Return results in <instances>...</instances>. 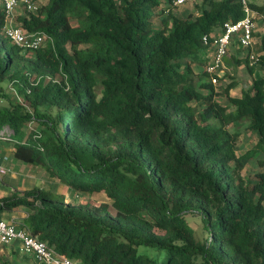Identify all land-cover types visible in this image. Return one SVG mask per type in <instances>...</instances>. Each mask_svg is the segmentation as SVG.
I'll list each match as a JSON object with an SVG mask.
<instances>
[{
  "label": "trees",
  "instance_id": "1",
  "mask_svg": "<svg viewBox=\"0 0 264 264\" xmlns=\"http://www.w3.org/2000/svg\"><path fill=\"white\" fill-rule=\"evenodd\" d=\"M171 1L20 5L16 25L46 36L37 50L5 37L0 2L9 104L0 141L56 181L106 198L72 204L49 189H15L0 195V220L23 210L19 228L81 264H264V36L255 66L250 52L235 60L251 85L233 96V78L221 92L205 81L203 39L244 18L240 0H196L165 15ZM232 46L249 49L237 37ZM244 117L255 145L239 155L228 126ZM252 159L263 168L255 179L243 174Z\"/></svg>",
  "mask_w": 264,
  "mask_h": 264
},
{
  "label": "built area",
  "instance_id": "2",
  "mask_svg": "<svg viewBox=\"0 0 264 264\" xmlns=\"http://www.w3.org/2000/svg\"><path fill=\"white\" fill-rule=\"evenodd\" d=\"M0 2L4 12L3 32L5 37L22 50L39 49L46 38L45 34L27 33L16 25V11L19 5L23 3L28 12H34L38 9L35 2L33 0H0ZM195 2L196 0H172L165 7V15L182 5ZM240 2L245 14L244 18L235 23H225L220 34L215 35L212 42L207 37L203 39L204 45L211 47L210 59L205 70L210 83L214 86H218L224 76L223 60L229 53L233 39L237 37L242 47L250 48L254 41L255 19L264 20V13L261 14L254 10L249 5V0H240ZM248 59L251 66H255L259 62L258 56L254 53H250ZM6 174L7 171L0 162V178ZM13 242L18 243L20 252L32 254L39 264H81L77 260L60 254L47 242L31 235L26 229L19 228L16 219L0 220V246H8Z\"/></svg>",
  "mask_w": 264,
  "mask_h": 264
},
{
  "label": "rangeland",
  "instance_id": "3",
  "mask_svg": "<svg viewBox=\"0 0 264 264\" xmlns=\"http://www.w3.org/2000/svg\"><path fill=\"white\" fill-rule=\"evenodd\" d=\"M47 0H42V1H35L36 6L38 7L39 5H43L46 4ZM22 9H23V3L20 4ZM19 5V7H20ZM192 13H196L197 10L196 8L191 9ZM37 9L34 11L36 12ZM184 11V10H183ZM187 11H190L187 10ZM187 15V14H186ZM158 25V21L157 23L155 22L154 25ZM230 54L233 56L235 55L232 51H230ZM229 54V53H228ZM256 54V53H254ZM223 62H226V69L225 72L228 71L226 73V76L220 81L221 85H218L217 88L221 89L220 91L222 92L223 90V86L224 83L228 80L231 79H235L236 77H231L232 74H234V76L238 75L239 79V83L242 85H245L247 83L248 76L251 79L252 76L251 74H249V72L246 71V69L244 70V68H241L236 64L233 63V61H231V59H227L225 61V59L223 60ZM257 71L260 72L261 70L257 68ZM262 73V71H261ZM209 77H205V81H208ZM195 84L196 86L199 85V80L195 79ZM240 88V87H239ZM238 88V89H239ZM237 89V90H238ZM8 90V87H7ZM240 93V92H238ZM219 100V98H218ZM8 101L5 100L4 98H0V107L3 106H8ZM228 130L231 132V134L237 138L236 140V150L237 153L239 155L247 152L248 150H250L254 145H255V137L252 134L251 128H250V123L249 120L244 117L240 120H237L235 122H233L232 124H230L228 126ZM6 157L7 159L2 161V165L4 166V168L7 171V174L4 175L3 177L0 178V189L2 191L5 190V188H8V194L9 195L11 190H15V189H25L26 186L24 185H20L19 183H15L17 181H21V180H25L28 181L29 179H33V185H36L37 188L39 189H43L42 187H45V189H49L52 190L56 193H59L63 196L64 201L66 203H72V204H96L98 202H105L106 198L103 194H93V195H88V194H84L81 193L73 188L68 187L67 185H64L58 181H56L55 179L51 178L48 171L41 165L38 164H31V163H26L22 160H19L17 158H15L12 154V152L10 151V145L8 143H5L0 141V157ZM263 170V168H261L259 166V163L257 162L256 159H252L250 161L246 162L245 165V169H243V174H245L246 176L251 177L252 179L257 178V172ZM3 180V182H2ZM46 182V185L44 184ZM9 185H14V186H9ZM5 195V194H4ZM16 212H10L7 215H5L2 220L4 221H9L10 216L15 215ZM187 220L190 224V226L196 230V232L198 233V235H202V225L201 222L199 220L198 217H194L191 215H187ZM20 258H22L23 256L20 254L19 255ZM27 256H31V254H27ZM5 258H9V257H5L4 256V260ZM13 261V260H12ZM2 262H11V261H2ZM14 263V262H13Z\"/></svg>",
  "mask_w": 264,
  "mask_h": 264
},
{
  "label": "crops",
  "instance_id": "4",
  "mask_svg": "<svg viewBox=\"0 0 264 264\" xmlns=\"http://www.w3.org/2000/svg\"><path fill=\"white\" fill-rule=\"evenodd\" d=\"M39 1H41V0H39ZM198 2L196 1L195 4L198 3ZM249 3H252V4H255V5L261 6V5L264 4V0H249ZM193 5H187L186 8L187 9H190V11H192L191 9H194L193 8L194 7ZM180 11L182 12L183 10H180ZM220 32L221 31H217L216 32L217 35L220 34ZM263 36H264V20L261 19V18H257V19H255L253 45L249 49H245V50L238 49V48H234L233 46L230 47L229 50L232 51L235 55L232 56L230 54V52H229V54L225 58V61L227 59H231V61H233V63H236L235 60H236V57L237 56H239V57L247 56L249 52L250 53H256V54H258L260 52V49H261V38ZM236 49H238V50L236 51ZM238 66L240 67V69L241 68H244V70H245V67H244L243 64L242 65H238ZM225 69H226V62H224V77L226 76V73L228 72V71L225 72ZM257 73H259V72H257V69H255V74L254 75H256ZM231 77H236L234 80H236V82H237V85L233 89L230 90V94L233 95V96H239L241 94L242 89H247L251 85V83H252V78L250 79L249 76H248V79L249 80L247 81V83L245 85H243V84L241 85L239 83V79L240 78H238V75L237 76L236 75L234 76V74H232ZM219 85H221V84H219ZM238 92H240V93H238ZM10 151H11V149H10ZM6 159L7 158L5 156L4 157H0V162L2 163V161L6 160ZM33 181H34L33 179H29L28 181L21 180V181L15 182V183H19L20 185L26 186L25 187V190H26V189L37 188L36 185H33ZM2 182H3V180H2ZM44 184L46 185V182ZM9 186H14V185H9ZM42 188L45 189V187H42ZM8 192H9L8 191V188H5L4 191H2L0 189V195L1 196H4V194L5 195L8 194ZM14 212H16V214L13 215V216H10V219H16V220H18V218L20 217V214L21 215L22 214L23 215L25 214V212L23 210H17V211H14ZM20 254L23 256L22 258H20V256H19ZM4 256L5 257H9V258H5V260H4L3 259ZM2 261H11L10 263H12V264H39L34 259V257L32 256V254L29 257V256H27V254L20 252L19 245H18L17 242H13L11 245H8V246H0V264H4L5 263V262H2Z\"/></svg>",
  "mask_w": 264,
  "mask_h": 264
}]
</instances>
